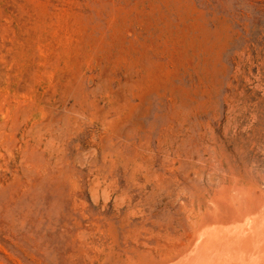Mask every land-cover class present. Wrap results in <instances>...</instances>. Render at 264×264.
Segmentation results:
<instances>
[{"label":"rangeland","instance_id":"rangeland-1","mask_svg":"<svg viewBox=\"0 0 264 264\" xmlns=\"http://www.w3.org/2000/svg\"><path fill=\"white\" fill-rule=\"evenodd\" d=\"M221 184L264 200V0H0V264H177Z\"/></svg>","mask_w":264,"mask_h":264},{"label":"bare ground","instance_id":"bare-ground-1","mask_svg":"<svg viewBox=\"0 0 264 264\" xmlns=\"http://www.w3.org/2000/svg\"><path fill=\"white\" fill-rule=\"evenodd\" d=\"M137 163L138 161L136 162V160H133L131 157L120 158L119 156L116 157L111 162V165L115 167L117 164H120L122 168L125 169L131 168L132 171L135 172L138 168ZM142 174L145 175V173ZM229 178L232 180L235 179L234 182H236L237 180L242 185L244 184L243 187L241 186L242 188H239L240 186L239 187L237 186L238 190L241 189V192L245 194L244 196L246 197L252 196V199L250 200L251 203L254 198L257 199L253 191H251V186L247 182L249 181L248 179H245L244 177H239L238 179H236L235 174L232 173L230 174ZM209 184L212 185L211 182ZM223 187L224 189H226L227 186L222 185L220 189L218 188L219 190H221L219 193H221L222 196L218 195V189L213 190V188H211L210 186L209 187L205 186L202 192H198L197 194H191V195H199L197 199L192 198L194 204L192 211L196 216H198L201 219L196 229L198 232H196V234L193 236L192 242H189L191 244L188 251L186 250L184 251V253L182 251L183 254L180 253L178 257L176 256L177 258H174L173 256L172 259L167 260V262L168 261L175 262L178 259L179 261L177 264H264V209L262 208H261L262 210L260 209L264 200L261 198L262 200L260 204L261 206L259 205L255 208H250L249 205L247 204L248 202H246L249 208L246 205L245 206L246 210L243 211L239 210L235 212L236 214H234V210L231 208V205H229L230 209L233 211L232 212L233 214L231 213V210L224 211L225 215L222 213L224 215V216L222 215L224 218L222 219L220 212L222 211L221 206L223 205V203L221 202L220 204L218 203L220 201L218 200V197L226 199L228 196L227 190L225 191ZM235 188L236 187H234V189L232 188V190H235ZM229 189H230V183H229ZM238 190L236 188L235 190L236 192L235 191L234 192L237 193L235 195L236 196L238 195L237 197L241 199L242 194H240L241 196L240 197L238 194L240 193V190L239 191ZM206 196L209 198L211 204H209V202L207 203L204 200V197ZM240 201H242V199ZM226 205L227 204H224L223 207H226ZM210 206H212L211 208H215L216 218L210 216L212 214L210 210ZM236 206L240 207V205H236ZM239 207L238 209H240ZM256 208H259L261 211L258 210L255 211ZM227 209H229L228 206ZM201 215L208 217V219H206L205 217L201 218L200 217ZM238 222H240L241 224L236 225L235 227H226L223 231L219 230L218 227H209L213 223L236 224ZM163 262L165 263V261ZM163 262L162 264H164Z\"/></svg>","mask_w":264,"mask_h":264}]
</instances>
